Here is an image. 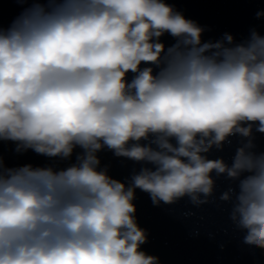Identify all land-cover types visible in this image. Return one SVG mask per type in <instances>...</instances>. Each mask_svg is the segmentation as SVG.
Here are the masks:
<instances>
[{"label": "clouds", "instance_id": "1", "mask_svg": "<svg viewBox=\"0 0 264 264\" xmlns=\"http://www.w3.org/2000/svg\"><path fill=\"white\" fill-rule=\"evenodd\" d=\"M17 2L29 6L0 27V140L83 153L59 170L0 159V264H159L141 251L135 189L156 205L199 206L213 172L239 181L220 198L233 201L244 242L264 248V153L251 140L253 125L264 133V36L202 42L204 29L164 0ZM165 33L176 38L168 48ZM235 134L249 139L231 165L204 155ZM105 146L154 170L126 186L98 170Z\"/></svg>", "mask_w": 264, "mask_h": 264}]
</instances>
